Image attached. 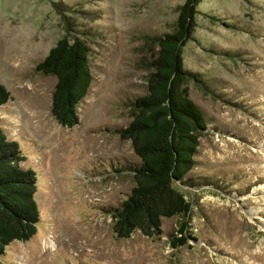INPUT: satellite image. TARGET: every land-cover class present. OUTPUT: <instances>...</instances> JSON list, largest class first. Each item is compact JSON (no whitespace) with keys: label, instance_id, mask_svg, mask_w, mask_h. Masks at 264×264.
<instances>
[{"label":"rangeland","instance_id":"1","mask_svg":"<svg viewBox=\"0 0 264 264\" xmlns=\"http://www.w3.org/2000/svg\"><path fill=\"white\" fill-rule=\"evenodd\" d=\"M184 1L0 0V85L10 94L0 128L26 157L21 167L36 172L40 218L36 235L8 246L1 264H264V0H200L207 16L196 18L197 43L182 49L185 68L213 94L189 84L208 125L188 174L196 241L171 247L180 217L163 219L159 238L112 233L108 213L139 163L118 132L131 121L128 104L146 92L140 61ZM53 5L74 8L72 28L92 35V83L71 129L50 113L56 79L35 71L64 35Z\"/></svg>","mask_w":264,"mask_h":264},{"label":"trees","instance_id":"2","mask_svg":"<svg viewBox=\"0 0 264 264\" xmlns=\"http://www.w3.org/2000/svg\"><path fill=\"white\" fill-rule=\"evenodd\" d=\"M199 3L200 0H185L178 8L173 29L146 42L150 55L140 61L147 73L146 92L128 104L131 121L118 132L121 140L130 142L139 163L129 169L133 179L129 194L108 213L117 239H129L135 233L159 238L162 220L180 217L183 220L177 230L179 236H171V247L176 249L186 246L188 240L196 241L188 233L196 191H189L194 185L188 174L195 167L199 139L207 133L208 125L189 97V84L205 95L213 94L200 74L185 68L182 49L196 41L198 15L207 16L198 10ZM53 8L63 21L64 35L36 64L35 71L56 79L50 113L59 126L71 129L79 124L77 109L92 83V35L72 28L70 15L76 11L74 8ZM8 101L10 94L0 85V107ZM25 161L19 144L8 140L0 128V264L7 247L13 242L31 240L40 223L35 202L37 175L21 167Z\"/></svg>","mask_w":264,"mask_h":264}]
</instances>
